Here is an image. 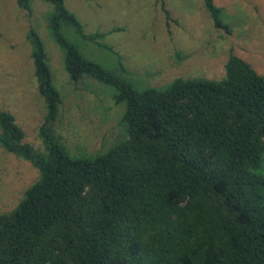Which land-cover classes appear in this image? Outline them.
Segmentation results:
<instances>
[{"label": "trees", "instance_id": "trees-1", "mask_svg": "<svg viewBox=\"0 0 264 264\" xmlns=\"http://www.w3.org/2000/svg\"><path fill=\"white\" fill-rule=\"evenodd\" d=\"M42 1L69 79L112 89L125 136L94 154L69 151L55 128L62 97L46 46L30 27L45 104L42 147L27 142L4 109L0 147L39 176L0 212V264H264V73L231 53L219 79L140 88L118 55L108 69L76 41L106 47L105 33H86L65 0ZM203 3L213 25L230 32L222 8ZM17 4L32 12V0Z\"/></svg>", "mask_w": 264, "mask_h": 264}, {"label": "rangeland", "instance_id": "rangeland-1", "mask_svg": "<svg viewBox=\"0 0 264 264\" xmlns=\"http://www.w3.org/2000/svg\"><path fill=\"white\" fill-rule=\"evenodd\" d=\"M230 32L213 25L203 0H65L86 33L103 32L100 47L79 42L86 55L108 69L118 67L140 88L161 87L175 77L219 79L232 53L264 73V0H213ZM46 3L32 0V12L17 0H0V109L10 111L25 140L42 147L38 127L45 104L38 93L27 34L42 37L62 103L55 128L72 154L104 151L125 136L123 107L112 89L94 79L72 82L60 48L50 38ZM72 38V36H70ZM114 51V52H112ZM118 55V56H117ZM33 165L0 147V212L12 210L38 179Z\"/></svg>", "mask_w": 264, "mask_h": 264}]
</instances>
